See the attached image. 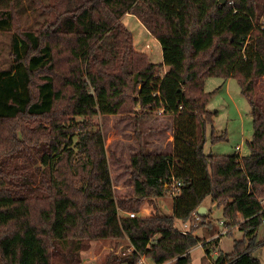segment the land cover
<instances>
[{
  "label": "trees",
  "instance_id": "obj_1",
  "mask_svg": "<svg viewBox=\"0 0 264 264\" xmlns=\"http://www.w3.org/2000/svg\"><path fill=\"white\" fill-rule=\"evenodd\" d=\"M29 4L37 14L34 27L21 25L24 0H0V33L12 31L11 61L0 68V264H80L93 239V117L132 113L136 126L159 109L171 119L170 149L150 152L136 126L137 149L127 166L131 189L114 204L137 213L145 199L169 194L177 180L172 213L119 216L133 250L102 264H137L141 257L189 264L191 250L205 241L176 222L204 219L197 209L206 199L222 206L223 227L238 223L243 233L213 264H261L254 251L264 245L256 239L264 218L257 196L264 192V27L258 23L264 0ZM125 14L159 42L160 63L135 50L121 22ZM208 77L237 80L252 118L247 155L204 152L215 115L207 108ZM218 241L202 243L207 256Z\"/></svg>",
  "mask_w": 264,
  "mask_h": 264
},
{
  "label": "rangeland",
  "instance_id": "obj_2",
  "mask_svg": "<svg viewBox=\"0 0 264 264\" xmlns=\"http://www.w3.org/2000/svg\"><path fill=\"white\" fill-rule=\"evenodd\" d=\"M29 1L24 0L25 13L20 19L21 25L24 27L36 26L35 16L37 14L30 6ZM261 21H264V11L259 16L258 23ZM121 22L131 32L135 50L145 53L150 62L160 63L162 61L160 44L147 33L140 21L134 15L125 14L121 17ZM11 34L12 31L0 33V68L8 67L11 61ZM204 89L205 92H211L207 108L209 111L215 112L212 124H207L205 129L204 152L214 155H229L239 152L241 155H247L249 153L248 142L253 134L252 118L249 104L241 93L237 80L235 78L224 80L220 77H208L205 80ZM132 116V113L122 112L93 117L96 132L94 145L98 159L93 185L94 217L91 228L93 239L89 242V247L80 252V264H102L105 258L116 254L118 245H123L122 251H126L129 242L121 232L118 218L112 214L111 207H115L116 196L128 195L131 189L130 169L127 166L130 154L137 149L136 126L144 132H142V142L147 141L148 143L142 145L150 152L170 149V117L159 113H147L135 126ZM4 126L6 125L4 124ZM236 146H239L238 149ZM14 162L20 164L21 160L14 159ZM257 196L264 205V192L257 193ZM171 198L167 194L153 200L145 199L136 214L149 215L153 206L156 207V200L159 205H162L163 211L168 212ZM201 206H206L208 209L203 214L205 218H199L192 225L185 222L188 226L187 230H192L193 235L205 241L191 250L189 264H213L218 251L231 252L234 239H240L243 236L242 231L238 229V223L225 234L220 235V232L225 229L221 224L222 206L216 207L209 199H206ZM145 207L149 208V213L142 215ZM117 210L120 216L128 215L118 208ZM176 228L182 230L183 223L177 221ZM217 236H219L217 246H214L210 256H207L202 243L206 244ZM256 239L264 241V218L257 230ZM254 255L259 258L261 264H264V245L257 248ZM146 259L150 261V264H154L151 259ZM58 261V258H54L55 263Z\"/></svg>",
  "mask_w": 264,
  "mask_h": 264
},
{
  "label": "crops",
  "instance_id": "obj_3",
  "mask_svg": "<svg viewBox=\"0 0 264 264\" xmlns=\"http://www.w3.org/2000/svg\"><path fill=\"white\" fill-rule=\"evenodd\" d=\"M147 33L148 34H150L148 31H147ZM151 35V34H150ZM166 69V68H165ZM170 139V144H169V146L171 145V141H172V136L169 138ZM236 147H239V146H236ZM155 203H156V207H157V209H156V207H154L153 206V208H152V212L151 213H159V214H171L172 213V198H171V206H170V210L168 211V212H164L163 211V209H162V205H159L158 204V201L156 200L155 201ZM205 205V204H204ZM206 207V206H205ZM213 207H215V206H213ZM112 208V214L113 215H115V217L117 216V218L120 216V214H119V212H118V210H117V208L116 207H114V206H112L111 207ZM154 208H155V210H154ZM207 207H206V212H207ZM149 208H144L143 209V214L142 215H146V214H148L149 212ZM142 213V212H141ZM151 213H149V214H151ZM223 231V230H222ZM221 231V232H222ZM122 232V231H121ZM117 249L118 250H116V252L115 253H117V254H120V253H123L124 252V250L122 251V249H123V245H118V247H117ZM133 250V246L130 244V243H128V246L126 247V251L127 252H131ZM208 260V259H207ZM93 261H95V260H93ZM206 261V260H205ZM205 261H204V263H205ZM209 261V260H208ZM150 261L149 260H147L145 257H142L139 261H138V263L137 264H150L149 263ZM81 263V262H80ZM83 263V262H82ZM212 264V263H211Z\"/></svg>",
  "mask_w": 264,
  "mask_h": 264
},
{
  "label": "built area",
  "instance_id": "obj_4",
  "mask_svg": "<svg viewBox=\"0 0 264 264\" xmlns=\"http://www.w3.org/2000/svg\"><path fill=\"white\" fill-rule=\"evenodd\" d=\"M260 24L262 25V27H264V21H261ZM158 113L161 114V113H162V109H159V112H158ZM237 149H238V147H237ZM180 186H181V183H180L179 181H177V180H172V183H171V186H170V190H169V195H170V196H174V195L178 194L179 191H180ZM128 215H129L130 217H134V216H136L137 214L134 213V212H130V213H128ZM198 219H199V218H197V220H198ZM221 223H222V222H221ZM187 228H188L187 224H186V223H183V229H182V231H183V232L188 231ZM227 230H228V229L225 228V229H224L222 232H220V233H221V234H225ZM141 258H142V257H141ZM141 258H140V259H141ZM140 259H139V260H140Z\"/></svg>",
  "mask_w": 264,
  "mask_h": 264
},
{
  "label": "water",
  "instance_id": "obj_5",
  "mask_svg": "<svg viewBox=\"0 0 264 264\" xmlns=\"http://www.w3.org/2000/svg\"><path fill=\"white\" fill-rule=\"evenodd\" d=\"M220 3L224 4L226 3L227 0H218ZM206 212V207L204 206H200L198 209H197V214L198 215H203L204 213Z\"/></svg>",
  "mask_w": 264,
  "mask_h": 264
}]
</instances>
